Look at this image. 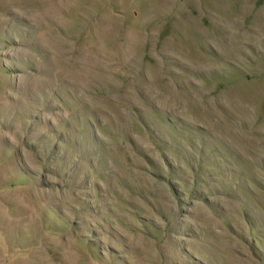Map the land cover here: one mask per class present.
I'll list each match as a JSON object with an SVG mask.
<instances>
[{"label":"rangeland","instance_id":"1","mask_svg":"<svg viewBox=\"0 0 264 264\" xmlns=\"http://www.w3.org/2000/svg\"><path fill=\"white\" fill-rule=\"evenodd\" d=\"M0 264H264V0H0Z\"/></svg>","mask_w":264,"mask_h":264}]
</instances>
